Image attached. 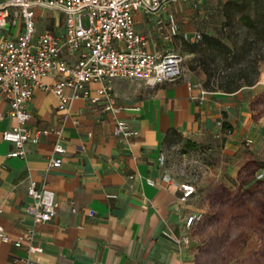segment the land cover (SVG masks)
Returning a JSON list of instances; mask_svg holds the SVG:
<instances>
[{
  "label": "crops",
  "instance_id": "crops-1",
  "mask_svg": "<svg viewBox=\"0 0 264 264\" xmlns=\"http://www.w3.org/2000/svg\"><path fill=\"white\" fill-rule=\"evenodd\" d=\"M35 10L36 32L46 28L63 32L59 11ZM134 15L136 30L148 35L154 51L169 48L171 41H164L155 30L153 16L141 9ZM22 29L18 17L16 24L0 27V39L16 37ZM54 75L51 71L42 79L50 82ZM258 84L210 89L185 73L155 84L114 78L119 99L140 107L117 113L133 129L127 138L115 137L114 115L104 111L100 102L75 97L64 117L57 94L36 86L27 103L30 123L50 131L36 142L28 141L23 156L8 155L14 143L3 139L2 132L14 119L0 94V223L17 235L30 222L25 210L31 198L30 179L37 183L46 179L59 201L53 218L39 226L43 250L25 264H193L189 244L176 243L163 231L169 227L176 234L185 233V218L194 209L193 195L189 200L178 197L177 181L184 179L174 175L165 161L159 164L164 135L170 128L194 140L223 135L226 150L241 157L247 150L264 161V115L254 119L249 103L262 90ZM98 85V81L89 83L92 91ZM201 88L207 89L202 98ZM224 121L229 127L223 126ZM59 127L60 137L55 131ZM58 138L65 147L63 159L48 168V155ZM89 208L94 214L87 213ZM24 253V248L0 239V264H13V255Z\"/></svg>",
  "mask_w": 264,
  "mask_h": 264
},
{
  "label": "built area",
  "instance_id": "built-area-1",
  "mask_svg": "<svg viewBox=\"0 0 264 264\" xmlns=\"http://www.w3.org/2000/svg\"><path fill=\"white\" fill-rule=\"evenodd\" d=\"M190 1L196 7L201 0H4L0 3V27L16 24L23 20V29L16 37L0 39V94L8 101V114L14 123L2 132L3 139L14 143L8 155L23 156L26 143L36 142L50 129L32 125V116L27 103L32 99L36 86L52 90L57 94L58 109L69 111L75 97H85L100 102L104 111L114 115L113 133L117 138H127L133 132L129 122L117 116L127 108L139 109L136 102L120 100L113 87L114 78L143 80L148 84L172 80L183 73V56L176 50L165 48L154 51L146 33L135 28V11L143 10L153 16L155 30L164 41L178 36L196 41L202 37L198 29H183L176 14L166 7L173 3ZM36 7L54 9L64 17V30L57 33L51 28L36 32ZM162 10L165 13H162ZM87 17V23H84ZM55 72L54 80L44 81L43 76ZM99 82L91 90L90 82ZM201 96L207 89L201 88ZM55 131L60 137L62 128ZM65 147L55 139L52 152L48 155L47 167L60 165ZM159 164L165 154L158 157ZM257 178L264 177V168L256 171ZM164 177L172 180L168 174ZM153 182L151 178H148ZM28 193L31 198L25 206L30 222L17 235L8 233L0 223V239L11 241L25 249L24 255H13V264L32 262L33 255L43 250L39 241V226L51 220L59 201L55 189L43 179H30ZM178 197L189 200L197 190L196 183L184 179L177 181ZM107 196H115L106 192ZM95 210L89 208L92 215ZM200 213L192 211L184 221L186 232L176 234L169 227L164 233L176 243L189 244L190 231Z\"/></svg>",
  "mask_w": 264,
  "mask_h": 264
},
{
  "label": "rangeland",
  "instance_id": "rangeland-1",
  "mask_svg": "<svg viewBox=\"0 0 264 264\" xmlns=\"http://www.w3.org/2000/svg\"><path fill=\"white\" fill-rule=\"evenodd\" d=\"M263 5V0H201L196 7H192L190 1L170 4L169 9L176 14L183 29H198L202 33L196 41L176 36L169 44L171 50L183 56V73L193 75L210 89L248 85L245 83L253 78L263 90L264 15L258 12L263 11ZM87 21L84 17V23ZM205 33L211 38L205 37ZM171 136L162 145L165 165L178 178L192 180L197 186L192 202L193 210L199 212L200 217L192 226L188 242L193 264H196L194 255L199 246H204L209 233L215 231L211 225L204 232L198 228V220L212 213L210 192L217 185L224 184L231 194L236 193L240 187V168L248 158L255 156L246 149L244 157L226 150L223 135L193 139L194 145H189L186 142L188 136L181 132ZM250 184H243L241 188L250 187ZM257 195L256 201L261 200L262 195ZM241 210L240 207L233 210L237 219L227 230L231 243L228 259L221 264H264L263 218L240 217ZM220 228L223 229L224 225Z\"/></svg>",
  "mask_w": 264,
  "mask_h": 264
},
{
  "label": "trees",
  "instance_id": "trees-1",
  "mask_svg": "<svg viewBox=\"0 0 264 264\" xmlns=\"http://www.w3.org/2000/svg\"><path fill=\"white\" fill-rule=\"evenodd\" d=\"M262 10L258 11L260 15H264V7ZM204 36L211 38L206 33ZM253 82L254 79L249 78L245 84ZM239 86H234V88ZM234 88L225 90H234ZM249 103L254 119H258L264 115V89L252 95ZM223 126L229 127L228 121H224ZM176 132L179 133L176 128L168 129L164 135V140H169L172 137L171 135ZM186 142L189 145L195 144V141L191 137L186 138ZM260 168H264V161L251 156L243 163L242 168L238 172L240 187H238L236 193L231 194L224 184H219L212 189L209 195L211 197L212 213L207 215L203 220H198V228L204 232L211 225L215 231L209 233L208 240L204 246H199L198 251L194 255L196 264H221L224 260L228 259L227 254L229 253L231 242L229 240L230 234L227 230L229 229V225L232 224L231 222L237 219V213L233 211L234 209L238 207L242 208L240 217L253 218L256 216V219H258L257 216H262V220L264 221V178H257L255 176L256 171ZM246 183H251V186H246L242 189L241 187ZM257 193L262 195L261 200L256 201L258 198ZM249 201L252 204H249ZM223 225L224 228L221 229L220 227Z\"/></svg>",
  "mask_w": 264,
  "mask_h": 264
}]
</instances>
